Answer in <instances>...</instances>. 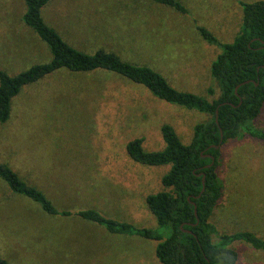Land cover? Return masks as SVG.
Segmentation results:
<instances>
[{
    "label": "rangeland",
    "instance_id": "obj_1",
    "mask_svg": "<svg viewBox=\"0 0 264 264\" xmlns=\"http://www.w3.org/2000/svg\"><path fill=\"white\" fill-rule=\"evenodd\" d=\"M183 14L153 0H49L43 15L79 49L118 53L159 71L181 91L212 99L219 88L211 64L222 49L205 40L204 26L232 42L243 20L242 1L181 0ZM24 0H0V70L11 75L52 58L48 44L26 24ZM215 96V97H216ZM209 115L167 102L147 87L108 70H59L25 86L0 122V162L42 189L60 208H95L137 227L159 229L147 204L164 190L170 164L150 166L129 155L144 138L148 151L166 146L164 124L184 144ZM264 129V111L257 121ZM218 174L222 197L211 220L221 233L252 230L264 237V140L242 134L224 146ZM166 239L170 231L160 228ZM159 241L110 233L78 217L45 213L0 178V257L12 264H163ZM238 264H264V251L235 243Z\"/></svg>",
    "mask_w": 264,
    "mask_h": 264
},
{
    "label": "trees",
    "instance_id": "obj_2",
    "mask_svg": "<svg viewBox=\"0 0 264 264\" xmlns=\"http://www.w3.org/2000/svg\"><path fill=\"white\" fill-rule=\"evenodd\" d=\"M24 1V20L48 44L52 58L15 75L0 70L1 123L10 119L13 98L25 86L62 69L72 72L102 69L118 73L167 102L208 114L209 119L196 124L189 144L182 142L171 124H164L162 133L166 146L162 150H146L142 137L127 145L129 155L136 162L150 166L171 165L162 178L164 190L147 196L159 229L137 227L109 218L95 208H60L42 189L26 181L9 164L0 162V178L10 190L37 203L49 215L78 217L103 226L110 233L158 240L156 254L163 264H238L239 252L234 244L239 242L264 251V237L254 231L221 233L211 220L223 194L218 167L224 146L242 134L264 140V129L254 124L264 111V0L241 2L242 25L232 42H222L208 28L198 27L205 40L222 49L210 69L219 88L216 96V88L209 87L212 99L178 90L159 71L126 61L116 52L104 48L87 52L77 48L45 20L43 8L49 0ZM153 1L183 14L189 13L181 0ZM161 227L170 231L166 239ZM0 264L12 263L0 257Z\"/></svg>",
    "mask_w": 264,
    "mask_h": 264
},
{
    "label": "water",
    "instance_id": "obj_3",
    "mask_svg": "<svg viewBox=\"0 0 264 264\" xmlns=\"http://www.w3.org/2000/svg\"><path fill=\"white\" fill-rule=\"evenodd\" d=\"M247 82H248V81H247ZM222 139H223V133H222ZM204 178H205V176H203V181H204ZM204 189H205V188H203L202 192L204 191ZM195 212L197 213V207H196V205H195ZM189 232H191V231H189Z\"/></svg>",
    "mask_w": 264,
    "mask_h": 264
}]
</instances>
